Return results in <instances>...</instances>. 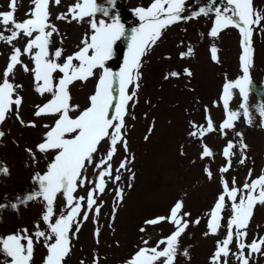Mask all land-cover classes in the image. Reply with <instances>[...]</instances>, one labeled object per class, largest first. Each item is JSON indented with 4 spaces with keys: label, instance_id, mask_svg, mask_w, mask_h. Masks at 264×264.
Wrapping results in <instances>:
<instances>
[{
    "label": "rangeland",
    "instance_id": "rangeland-1",
    "mask_svg": "<svg viewBox=\"0 0 264 264\" xmlns=\"http://www.w3.org/2000/svg\"><path fill=\"white\" fill-rule=\"evenodd\" d=\"M146 1L148 0H121L118 8L124 11L123 17L129 16L130 6L136 3L145 4ZM203 1L208 3V0ZM9 2L10 0H0V13L9 11ZM73 3L74 0H61L59 5L54 0L49 3L48 22L58 28L54 44L59 43L60 49H63L59 63H63L64 57L73 54L78 46H82V32L86 26V30L88 29L87 20L78 23L57 19ZM33 7L30 0H16L15 20L22 22L29 18L26 13ZM204 19L200 17L198 27L184 24L165 33L145 59H141L140 79L137 82L139 86L130 87V93L135 90L136 96L129 102L128 115L125 117L128 151L126 153L123 147L118 146L112 160L114 169L122 160L131 161L128 163L130 171L122 170L120 173L119 187L123 189V200L114 204L117 185L111 183L99 197L98 203L102 205L100 215L97 216L92 211L89 212V219L78 218L79 231L74 238L70 235L73 247L65 258L66 264H77L82 262L81 259L84 260L83 264H125L138 247L144 245L142 237L149 241L146 246H155L156 241L172 233L173 225L167 221L154 226L145 225L144 222L158 214L161 215L157 217L169 216L170 207L178 201L183 202L181 212L190 214L184 217L189 221V227L179 242L180 252L187 250L190 258L180 254L176 264H210L217 243L226 237L227 220L231 214V201L226 199V210L221 213L222 227L215 235H205L208 232L209 213L222 193L221 179L227 181L230 187L235 181L234 186L242 189L245 182L250 183L251 179L264 173V128L260 126V117L254 110L259 103L253 96L248 97L253 126L244 121L243 110L239 108L241 98L238 90H235L229 101V110L238 111L241 116L232 130H225L226 135L219 132V125L225 119L226 112L222 100L223 85L235 81L239 75V46L236 44V36L228 32L218 40L221 46L219 61H209V44L205 39L208 17L205 16ZM107 22L110 23L111 19ZM27 39L29 38L21 34L19 39L13 41V45L23 49ZM188 48L193 50L192 55L181 59L178 53L186 52ZM10 53L11 46L0 41V82L3 80V71ZM255 53L249 71H252L258 83L264 73V34L255 45ZM53 54L50 49V55ZM21 59L29 68L33 67L28 55ZM186 66L192 69L191 76L185 75ZM171 72L179 75L166 79ZM57 74L62 75L59 72ZM96 76L86 82L76 81L69 86L72 89L73 105H79L80 109L88 105V98L95 91L98 81L95 80ZM9 82L21 86L16 88L13 99L19 96L22 103L18 109L12 105V111L0 123V131L5 133L0 139V162L10 170L9 175L0 176V204L5 205L17 202L18 198L31 192L36 187L33 183L34 174L46 171L54 153H38L36 146L42 142L44 134L49 130L45 125H54L56 119L53 116L34 115L37 106H42L51 99V94L41 98L37 96L32 72H25L18 65L14 74L9 77ZM76 114L72 113L73 116ZM208 119L212 120L216 131L206 134L202 139L189 135L191 131L197 130L193 129V123L206 127ZM32 123L36 126H27ZM237 132L242 133L243 142L248 146L244 152L239 147L241 137L236 135ZM229 141L236 147L233 149L229 171L221 173L219 169L226 165L222 149ZM204 144L212 150L214 156L201 160ZM102 145V150L96 157L98 161L104 155L103 149L108 147L106 143L102 142ZM26 149L33 150L35 160ZM242 156L246 157L244 163H240ZM205 168L213 173L212 179L205 174ZM94 171L89 168L86 174L89 181L95 180ZM92 187L88 183V188ZM75 196L86 197L85 188H78ZM84 210H87L86 203ZM41 212L42 204L37 202L21 205L18 211L10 207L0 209V239L12 234H23L22 230H27V234L33 236L34 252L30 264H43L47 255L44 244L51 242H37L34 237L37 225L41 226L40 230L48 231L40 219ZM54 212L53 222L66 212L62 195H58L54 203ZM197 219L200 220L199 224L191 223ZM141 227H145L146 232L141 233ZM246 231V244L264 237V206H254ZM21 242L26 244V240ZM229 247L228 264H239L232 255L238 251L235 238ZM247 252L246 248L245 255ZM0 264H10V258L2 251ZM250 264H264V247L260 254L252 255Z\"/></svg>",
    "mask_w": 264,
    "mask_h": 264
},
{
    "label": "snow or ice",
    "instance_id": "snow-or-ice-1",
    "mask_svg": "<svg viewBox=\"0 0 264 264\" xmlns=\"http://www.w3.org/2000/svg\"><path fill=\"white\" fill-rule=\"evenodd\" d=\"M34 7L22 22L15 20L16 0H10L9 11L0 13V41L11 46V53L8 57V63L3 71V80L0 82V123H3L7 114L12 111V105L17 109L22 103V98L15 95L16 88L19 85H13L9 82V77L14 74L15 68L19 65L25 72H32L35 84V91L43 96L46 93L51 94L49 99L42 106H37L34 115L36 117L53 116L56 117L54 125H45L49 130L44 134L42 142L36 146V152L41 154L54 153L53 158L47 165L45 172L34 174L33 183L35 188L23 198H18L17 202L8 205L0 204V209L10 207L18 211L20 206H27L31 202L42 204L40 219L43 225L47 226L48 231L40 230L37 225L34 237L37 242L40 240L51 241L45 243L47 255L43 264H64L65 258L71 252V236L74 231L73 225H76L75 231H79L78 218L89 219V212L94 211L97 216L100 215L102 205L98 203L99 196H102L108 183L117 185L115 197L117 202L123 200V189L119 187L121 180V171L128 169V163L122 160L118 167L113 168L112 160L118 151V146L123 147L127 153L128 146L125 138V117L128 115L129 102L136 96V91L129 93L130 86L138 88L140 79L139 69L141 67V58L147 54L148 49L155 45L162 35V30L175 24L182 19L181 14L184 11L185 0H153L149 7H137L135 14L142 21L138 29H134L130 38L128 52L124 59V65L118 73L112 74L106 67V61L111 59L113 45L124 35V26L120 23L119 17L111 18V22L105 19H95L99 14L103 17L110 16V8L98 4L97 0H74V3L68 6L67 12L57 16L58 20H68V22H82L87 18L91 29V35L81 40L77 51L64 57L63 63H59L63 49L57 48L54 57L50 55V46L54 41L51 39L58 29L49 23L50 0H30ZM59 5L61 0H54ZM107 5L114 7L116 0H106ZM231 15L222 14L220 8L215 9V21L211 28L210 35L216 37L218 33L228 27L239 29L241 36V47L243 54L240 55V69L243 75L233 82L223 85V106L226 110L225 119L219 125V132L226 135L225 130H232L236 120L241 116L238 111L229 110V101L233 91L238 90L241 98L239 108L243 110V119L249 126H253L251 119L252 113L248 106V97L252 80L249 75V69L252 66V37L256 29L261 28L264 21V13L255 11L252 7V0H227ZM211 9L200 8L196 16L208 15ZM234 17L236 19H234ZM70 18V19H69ZM8 34L5 35L4 33ZM27 37L23 49L15 47L13 41L21 37ZM211 59L217 60V49L211 48ZM193 50L188 48L186 52L180 54L183 59L191 56ZM28 55L32 61L33 67L29 68L21 59ZM77 62V63H74ZM99 77L95 91L88 98V105L80 109L79 105L71 103L70 85L76 81L86 82L89 78L97 75ZM61 73L59 80L54 77V73ZM185 75L191 76L188 69L184 70ZM179 74L171 72L165 78L176 77ZM117 94V95H114ZM114 108V112H111ZM255 112L260 117V126L264 128V104L255 106ZM72 113H77L75 116ZM134 118V117H133ZM19 119V116H17ZM23 124V121H21ZM27 126L35 127L34 123ZM195 131L189 135L197 139H202L206 134L212 133L217 129L214 127L211 119L207 120L206 127L192 124ZM151 131V129L149 130ZM5 133L0 131V139ZM241 137L240 149L242 152L247 150V144L243 142L242 133L237 132ZM148 137L146 136L145 139ZM102 142L108 147L104 150V155L96 159L102 150ZM236 145L229 141L222 149V155L225 158L226 165L219 171L226 173L231 166V157L234 155L233 149ZM30 156L35 160V153L32 149H26ZM183 154V153H182ZM214 153L206 145H202L200 159L213 157ZM246 157L240 159L244 163ZM95 170V180L89 181L86 175L89 168ZM209 179L213 178V173L209 168L204 169ZM10 174L9 168L0 162V176ZM251 170L249 178H251ZM131 178V177H130ZM88 183L93 185L88 188ZM222 193L218 196L216 203L209 213L207 223L208 232L205 235H215L222 227L223 219L221 213L226 210V199L231 201V214L227 220L226 237L217 243L216 249L210 258V264H228L230 254V245L235 238V247L238 250L232 253L239 264H250L253 254H260L264 247V237L253 239L246 244L245 238L248 233L246 229L249 226L250 219L253 216V209L256 204L264 206V173L251 179V182H245L242 189H237L235 181L230 187L229 183L221 179ZM131 187V185H128ZM85 188L86 197H77L75 193L78 188ZM58 195H62L66 203V212L53 222L54 203ZM239 202L237 203V197ZM86 203V209L84 205ZM183 202L178 201L170 209V215L167 217H157L146 220L145 225H157L162 221L174 225L175 230L167 237L156 242L155 246L138 247L137 251L125 262V264H176L178 255L183 254L189 257L187 250L180 252V237L189 227V221L184 217L189 213H182ZM115 210L113 211L114 218ZM193 224H199L200 220L192 221ZM140 232H146L145 227L140 228ZM23 234H12L6 238L0 239V251L10 258V264H30L34 252V238L27 234V230H22ZM98 235V233H96ZM26 240V244L22 243ZM144 245L149 241L143 239ZM248 252L245 255V249ZM190 258V257H189ZM83 264V261L81 262Z\"/></svg>",
    "mask_w": 264,
    "mask_h": 264
},
{
    "label": "flooded vegetation",
    "instance_id": "flooded-vegetation-1",
    "mask_svg": "<svg viewBox=\"0 0 264 264\" xmlns=\"http://www.w3.org/2000/svg\"><path fill=\"white\" fill-rule=\"evenodd\" d=\"M151 1L152 0H148V1H146V3L151 2ZM202 2L204 3L203 0H185L184 11H183L184 16H183V19L180 21L179 24L195 25L196 27H198L200 21H199L198 17L195 16L194 13H195L196 9L200 7ZM209 4L210 5L208 6V8L212 7L214 11L216 8H220L222 14H225L224 10L230 8V6L227 3V0H209ZM134 5L138 6V5H142V4L136 3ZM205 6H206V4H205ZM252 7L255 11L264 13V0H252ZM230 15H231V13H230ZM213 19H215V14L213 15ZM128 20L129 21H131V20L136 21L137 15L135 13H133V15H130ZM259 29L260 30L264 29V21H262L261 28H259Z\"/></svg>",
    "mask_w": 264,
    "mask_h": 264
},
{
    "label": "water",
    "instance_id": "water-1",
    "mask_svg": "<svg viewBox=\"0 0 264 264\" xmlns=\"http://www.w3.org/2000/svg\"><path fill=\"white\" fill-rule=\"evenodd\" d=\"M251 89L257 94L258 98L263 100L264 99V89L263 88H257L255 86H251Z\"/></svg>",
    "mask_w": 264,
    "mask_h": 264
}]
</instances>
